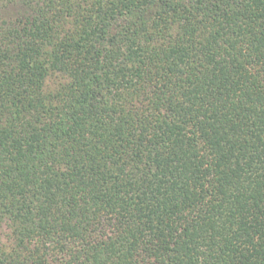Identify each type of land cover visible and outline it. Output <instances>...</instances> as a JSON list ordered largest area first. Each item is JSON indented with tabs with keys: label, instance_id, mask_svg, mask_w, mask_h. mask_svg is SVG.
I'll return each instance as SVG.
<instances>
[{
	"label": "trees",
	"instance_id": "16d2710c",
	"mask_svg": "<svg viewBox=\"0 0 264 264\" xmlns=\"http://www.w3.org/2000/svg\"><path fill=\"white\" fill-rule=\"evenodd\" d=\"M0 264H264V0H0Z\"/></svg>",
	"mask_w": 264,
	"mask_h": 264
}]
</instances>
